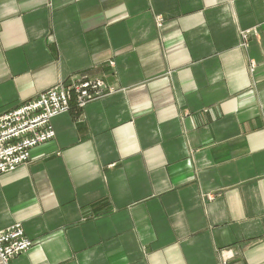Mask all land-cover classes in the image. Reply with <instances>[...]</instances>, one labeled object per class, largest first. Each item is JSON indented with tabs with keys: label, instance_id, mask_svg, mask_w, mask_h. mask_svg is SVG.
<instances>
[{
	"label": "crops",
	"instance_id": "0c3cea01",
	"mask_svg": "<svg viewBox=\"0 0 264 264\" xmlns=\"http://www.w3.org/2000/svg\"><path fill=\"white\" fill-rule=\"evenodd\" d=\"M83 80L0 174L7 264H264V0H0V115Z\"/></svg>",
	"mask_w": 264,
	"mask_h": 264
},
{
	"label": "built area",
	"instance_id": "2783aa9c",
	"mask_svg": "<svg viewBox=\"0 0 264 264\" xmlns=\"http://www.w3.org/2000/svg\"><path fill=\"white\" fill-rule=\"evenodd\" d=\"M113 92L114 89L101 80L61 83L0 115V174L26 164L33 147L54 138L52 118L67 113L73 104L82 109ZM31 244L18 223L0 230V262L7 264L25 253Z\"/></svg>",
	"mask_w": 264,
	"mask_h": 264
}]
</instances>
